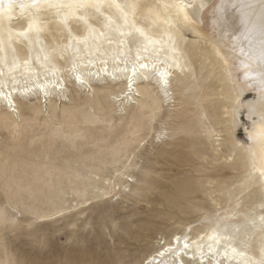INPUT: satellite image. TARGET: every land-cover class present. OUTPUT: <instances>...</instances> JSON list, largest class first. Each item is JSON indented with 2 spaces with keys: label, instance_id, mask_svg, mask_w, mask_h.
Listing matches in <instances>:
<instances>
[{
  "label": "rangeland",
  "instance_id": "obj_1",
  "mask_svg": "<svg viewBox=\"0 0 264 264\" xmlns=\"http://www.w3.org/2000/svg\"><path fill=\"white\" fill-rule=\"evenodd\" d=\"M191 58L169 96L140 79L124 101L120 83L89 92L68 76L61 100L0 106V264H150L175 235L221 226L257 253L264 192L245 107L256 95L209 48Z\"/></svg>",
  "mask_w": 264,
  "mask_h": 264
},
{
  "label": "bare ground",
  "instance_id": "obj_2",
  "mask_svg": "<svg viewBox=\"0 0 264 264\" xmlns=\"http://www.w3.org/2000/svg\"><path fill=\"white\" fill-rule=\"evenodd\" d=\"M207 0H203L206 7L197 12L196 20L197 23L192 28H185L175 23V18L171 15L172 10H164L162 8L156 9L159 12L158 16L153 15L149 9H143L142 7L137 8V14L134 23L137 27L144 29L146 32L154 36L157 39L167 40L168 36L172 37L174 46L176 49L183 53L186 59V65H184V71L172 68L170 71L172 75L169 77V88L168 95L172 89L173 76H177L178 71L180 73L189 72L190 70L195 71V65L191 58L192 48L195 46H204L209 48L212 52L216 61L222 69L227 68V71H231L230 78L238 86L246 91L252 90L255 93L254 98H250L246 101L245 107L247 110V116L251 119V126L246 130L247 138L250 134L254 135L256 131L262 126V119H264V111L261 109L260 99L261 91L260 85L253 80H245L243 77L242 70L233 67L235 59V53H232L229 49L231 43L230 37L224 35L221 31H218L213 25V6L225 2L226 0H213L206 4ZM20 0H15L18 5ZM119 3H136L138 6L148 4L155 9V6L163 3H170L171 0H118ZM185 2L200 3L201 0H185ZM7 9V2L5 4ZM94 11V10H93ZM101 11L105 15H112L113 18L116 16V10L102 8ZM202 11V12H201ZM202 13V14H200ZM227 17L234 27L238 26L239 23V10L232 7L227 8ZM42 19L46 22L50 19L49 16H44ZM98 22L94 24L102 32L108 30L103 27V16L96 14ZM166 20H170L171 23H165ZM22 25H26V13H22L19 7H14L12 10L11 18L5 17L3 24H0V40L4 41V53L7 54L8 64L7 67L0 63V69L3 70L4 75L0 76V81L4 82V87L0 89L5 96H8L12 100V108L10 109L7 100L4 96H0V106L4 107L7 111L16 112V97H22L28 100H39L44 102L61 100L62 95L65 96L67 90V77L71 76L72 58L66 54L63 59L59 57L53 60V67L57 69L53 75L50 71H46L41 67L43 53L39 52L40 47H45L47 50L53 43L48 32L40 34L41 41L46 40L45 44L40 45L34 44L31 48L27 46V42L23 38H17V33L23 30ZM52 25H49V29ZM12 34L11 45L12 48L16 49V58L19 63V67L15 69L11 74L8 72L9 67H13L12 64V52L8 47L9 33ZM193 34L194 38L189 36ZM111 43L103 41L99 51H92L91 55L84 56L83 64L80 65L79 70L83 71V78L87 81V86H81L77 81L69 78L71 85L75 87H81L91 90H101L120 83L123 88L117 96L120 100L131 97L132 101L136 99V96L140 92L146 89L145 85H141L143 90L138 88L139 80L145 79V76L151 80V83L157 85L160 89L159 84L156 82L155 76L151 74V63L155 62L156 57L153 56V60L147 61L144 57L152 55L150 52L145 53L141 51V60L138 62L136 59L137 46L131 42L127 45L119 43V35L116 32L111 33ZM219 42V43H218ZM223 45L221 48L220 45ZM229 52L231 58L228 59V64L225 65L223 62L224 53ZM41 57V60H37V56ZM166 55H171L167 51L159 53V58L164 59ZM30 59V64L25 65L24 60ZM209 56H206L208 59ZM90 61V63H89ZM141 63H149V69L145 70L140 67ZM157 67L161 65L157 64ZM13 77L15 78L13 80ZM100 82L107 83L106 85H98ZM93 84H97L94 86ZM130 85V86H129ZM161 90V89H160ZM137 91L139 93H137ZM163 92V91H162ZM118 97V99H119ZM18 111V110H17ZM249 140V139H248ZM252 144V149L255 153V168H260L262 163L261 159V144L259 141L249 140ZM258 181H261L262 190L264 192V182H262L259 173ZM264 203V199H263ZM258 222H261L259 219ZM222 226L216 229H212L206 234H199L197 236L189 235H175L170 243H166L164 246L152 253L147 259L150 264H187L189 261H195L198 264H257L262 258L261 244L264 243L262 240L258 246V251L255 254L247 242V247L239 246L233 241L229 231L222 230ZM247 233V232H246Z\"/></svg>",
  "mask_w": 264,
  "mask_h": 264
},
{
  "label": "snow or ice",
  "instance_id": "obj_3",
  "mask_svg": "<svg viewBox=\"0 0 264 264\" xmlns=\"http://www.w3.org/2000/svg\"><path fill=\"white\" fill-rule=\"evenodd\" d=\"M7 2V9L5 4ZM19 7L22 13H26V25H22L23 30L17 33V38H23L27 42V46L31 48L34 44L40 45L43 42L40 34L48 32L52 39V45L46 50L40 47L39 52L43 53L41 67L50 71L53 75L57 69L53 67V60L57 57L63 59L66 54L72 58L71 78L77 81L81 86H87V81L83 78V71L78 69L83 64L84 56L92 54V51H99L101 43L107 41L111 43V33L114 31L119 35V43L127 45L131 42L137 46L136 59L141 60V51L151 53L152 55L144 57L147 61H152L153 56L156 57L155 62L151 63V74L155 76L156 82L159 84L164 95H168L169 77L172 75L170 69L176 68L184 71L186 59L183 53L179 52L174 46L172 37L169 35L167 40L154 38L144 29L139 28L134 23L137 8L149 9L153 15L158 16L156 9L172 10L171 15L175 18V23L185 27L192 28L196 23V16L199 10L206 7L203 0L200 3L185 2V0H171L170 3L158 4L155 9L145 4L138 6L136 3L121 4L118 0H20L19 4L15 0H0V24H3L4 18H11L14 7ZM232 7L239 10V23L234 27L227 17V8ZM115 9L116 16L105 15L101 9ZM213 25L224 35L230 37L231 43L229 49L235 53L233 67L242 70L245 80H253L259 83L262 93L260 105L264 111V0H226L220 4L213 6ZM94 10V11H93ZM96 14L103 16V27L107 32L100 31L94 26L96 22ZM49 16L46 22L42 19ZM165 23H171L166 20ZM49 25H53L49 29ZM12 34L9 33L8 47L12 52L13 67L8 68L11 74L19 63L16 58V49L11 45ZM219 43V42H218ZM167 51L171 55H166L164 59L159 58V53ZM222 48L223 45L221 44ZM4 41L0 40V53H4ZM231 58L229 52L224 53L223 62L228 64ZM36 59L39 61L41 57L38 55ZM0 63L6 67L8 64L7 54L0 55ZM25 65L30 64V59L24 60ZM90 63V61H89ZM157 64L161 67H157ZM140 67L148 70L149 63H141ZM231 75V71L228 72ZM4 72L0 69V76ZM148 79V76L144 77ZM15 78L13 77V80ZM4 82L0 81V89L4 87ZM130 86V85H129ZM0 96H4L7 100L9 108H12V100L0 92ZM14 111V109H12ZM249 140L259 141L261 144V159L264 161V119L262 126L254 135L248 136ZM255 157V153L252 154ZM254 172H258L262 182H264V163L260 168H253ZM261 224L264 225V217H261ZM262 258L257 264H264V243L261 244Z\"/></svg>",
  "mask_w": 264,
  "mask_h": 264
}]
</instances>
